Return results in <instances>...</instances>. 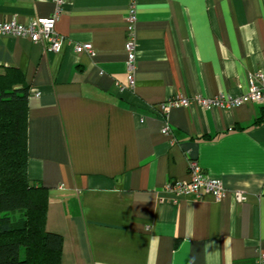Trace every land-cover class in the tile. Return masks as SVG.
I'll use <instances>...</instances> for the list:
<instances>
[{
	"label": "crops",
	"instance_id": "0c3cea01",
	"mask_svg": "<svg viewBox=\"0 0 264 264\" xmlns=\"http://www.w3.org/2000/svg\"><path fill=\"white\" fill-rule=\"evenodd\" d=\"M134 3V84L126 15ZM52 0H0V22L27 24ZM58 53L0 35V68L29 87L26 172L47 188L45 228L62 264H255L264 253V103L221 109L264 72V0H67ZM89 42L94 53H77ZM183 97L189 106L161 104ZM165 125L171 133H162ZM195 163L220 198L175 196ZM235 192L244 200L238 202Z\"/></svg>",
	"mask_w": 264,
	"mask_h": 264
},
{
	"label": "trees",
	"instance_id": "16d2710c",
	"mask_svg": "<svg viewBox=\"0 0 264 264\" xmlns=\"http://www.w3.org/2000/svg\"><path fill=\"white\" fill-rule=\"evenodd\" d=\"M28 90L18 69L0 68V264H62V236L45 228L47 188L26 172Z\"/></svg>",
	"mask_w": 264,
	"mask_h": 264
},
{
	"label": "built area",
	"instance_id": "2783aa9c",
	"mask_svg": "<svg viewBox=\"0 0 264 264\" xmlns=\"http://www.w3.org/2000/svg\"><path fill=\"white\" fill-rule=\"evenodd\" d=\"M55 4V11L46 18H35L27 24L17 23L16 21L0 22V35L10 36H27L32 42H40L45 49L58 53L62 50L65 39L59 36L54 30V24L58 17L61 5L67 0H52ZM136 21V13L134 3L130 2L129 11L126 15V42L125 49L127 51V80L130 86L134 84V60H135V41H134V24ZM74 51L77 53L86 52L92 55L94 53L92 45L89 42L76 43ZM198 104L202 106H213L224 108H232L240 104L264 103V72L257 71L252 75L248 90L239 95H230L228 98L211 97V98H195ZM193 100L183 97L168 99L161 104L162 115L169 107L172 106H189ZM162 133L168 135L171 133V127L165 125ZM191 175L189 180L169 181L165 185V190L175 196H194L201 197L203 194H212L217 199L224 195V187L217 178H212L204 174L199 166L195 163L190 164ZM236 201L244 200L241 192H235ZM255 264H264V253H260Z\"/></svg>",
	"mask_w": 264,
	"mask_h": 264
}]
</instances>
